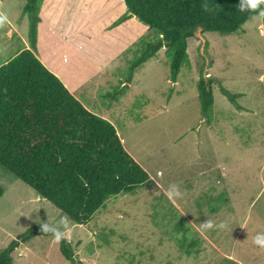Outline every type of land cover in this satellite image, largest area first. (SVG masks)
Returning a JSON list of instances; mask_svg holds the SVG:
<instances>
[{
	"label": "rangeland",
	"instance_id": "1",
	"mask_svg": "<svg viewBox=\"0 0 264 264\" xmlns=\"http://www.w3.org/2000/svg\"><path fill=\"white\" fill-rule=\"evenodd\" d=\"M25 5L0 0V65L29 48ZM41 19L38 58L116 128L151 177L108 201L86 226L69 220L64 239L74 260L264 264V248L253 244L264 233V16L232 35L197 32L176 83L165 43L127 14L123 0H47ZM201 80L212 83L215 96L208 115L199 100ZM221 84L239 96L236 104ZM172 184L182 193L175 200L165 195ZM0 185V252L18 241L17 264H74L50 233L30 236L62 212L1 166Z\"/></svg>",
	"mask_w": 264,
	"mask_h": 264
},
{
	"label": "trees",
	"instance_id": "2",
	"mask_svg": "<svg viewBox=\"0 0 264 264\" xmlns=\"http://www.w3.org/2000/svg\"><path fill=\"white\" fill-rule=\"evenodd\" d=\"M45 1L26 0L23 12L30 18L29 48L0 65V166L70 221L86 226L108 201L132 194L149 184L151 177L128 153L116 128L92 113L38 58ZM123 1L127 14L158 33L165 43L175 83L188 60L189 40L197 32L232 35L264 11V4L241 11V0ZM161 49L150 47L142 60ZM211 84L201 80L198 85L203 115L215 106ZM220 86L222 94L236 104L239 96ZM236 107L243 110L238 103ZM4 194L0 185V199ZM183 230L182 226L179 233ZM39 233L44 234L36 229L29 235ZM61 243L63 256L82 264L74 260L71 243L64 238ZM192 243L195 249L197 243ZM18 248L14 241L0 252V264H17Z\"/></svg>",
	"mask_w": 264,
	"mask_h": 264
},
{
	"label": "clouds",
	"instance_id": "3",
	"mask_svg": "<svg viewBox=\"0 0 264 264\" xmlns=\"http://www.w3.org/2000/svg\"><path fill=\"white\" fill-rule=\"evenodd\" d=\"M261 4H264V0H241L240 10H256ZM260 15L264 16V11L260 12ZM165 195L169 200H175L182 196V193L179 190V187L175 184L169 186L166 190ZM70 221L67 216H63L57 223H43L41 230L45 233H50L53 239L59 243L66 235V231L69 227ZM205 228H212L213 224L211 222H206L204 224ZM224 227V225H221ZM253 244L264 248V233H258L253 238Z\"/></svg>",
	"mask_w": 264,
	"mask_h": 264
},
{
	"label": "crops",
	"instance_id": "4",
	"mask_svg": "<svg viewBox=\"0 0 264 264\" xmlns=\"http://www.w3.org/2000/svg\"><path fill=\"white\" fill-rule=\"evenodd\" d=\"M122 142L124 143V141L122 140ZM40 198V197H39ZM80 226V225H79ZM81 227H83V226H81Z\"/></svg>",
	"mask_w": 264,
	"mask_h": 264
}]
</instances>
